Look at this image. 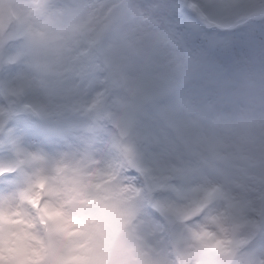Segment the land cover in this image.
I'll return each mask as SVG.
<instances>
[{
  "label": "clouds",
  "instance_id": "obj_1",
  "mask_svg": "<svg viewBox=\"0 0 264 264\" xmlns=\"http://www.w3.org/2000/svg\"><path fill=\"white\" fill-rule=\"evenodd\" d=\"M41 2L69 0H0L4 28L45 32ZM194 2L206 19L188 0H81L82 20L57 18L53 42L29 45L10 69L24 74V90L0 79L5 211L20 210L46 238L55 210L70 207L63 193L74 168L104 169L97 179L124 190L118 206L142 200L168 173L171 186L155 193L161 206H195L213 187L212 208L229 223L264 211V0ZM11 218L13 230L26 226ZM162 223L143 264H177L183 224Z\"/></svg>",
  "mask_w": 264,
  "mask_h": 264
},
{
  "label": "snow or ice",
  "instance_id": "obj_2",
  "mask_svg": "<svg viewBox=\"0 0 264 264\" xmlns=\"http://www.w3.org/2000/svg\"><path fill=\"white\" fill-rule=\"evenodd\" d=\"M188 6L201 18H207L194 0H188ZM39 11L48 18L45 32L39 34L23 31L11 22L5 29L0 20V79L10 76L16 93L24 90L27 81L22 72L12 75L10 69L21 63L29 45L53 42L57 18L74 24L84 18L81 0L65 4L41 2ZM130 163L144 172L135 159ZM105 175L104 169L72 170L63 193L64 203L70 207L55 210L57 222L46 238L29 230L30 223L22 218L20 210L5 211L0 202V264H143L146 254L158 250L155 238L165 230L162 220L170 217L183 224L179 239L172 243L177 264H245V258L255 264V257L264 253V211L254 210L257 218L243 224L229 223L212 208L219 192L213 187L204 189L195 206H161L155 193L171 186L169 182L174 177L168 173L155 186H149V194L142 200L118 206L115 202L124 190L108 187L97 179ZM21 195L31 199L32 194ZM13 215L20 216L19 223L26 226L13 230ZM197 216L201 219L190 223ZM168 230L174 234V225L169 223Z\"/></svg>",
  "mask_w": 264,
  "mask_h": 264
}]
</instances>
